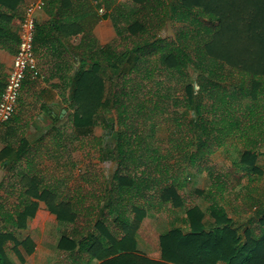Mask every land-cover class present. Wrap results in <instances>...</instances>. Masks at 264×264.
I'll use <instances>...</instances> for the list:
<instances>
[{
	"label": "trees",
	"instance_id": "16d2710c",
	"mask_svg": "<svg viewBox=\"0 0 264 264\" xmlns=\"http://www.w3.org/2000/svg\"><path fill=\"white\" fill-rule=\"evenodd\" d=\"M15 1L0 0V49L10 52L7 43L18 44L10 24L24 14ZM118 1H45L41 11L48 19L36 26L34 49L45 47L61 61L54 46L60 37L81 38L71 54L66 51L70 61L51 69L61 72L54 88L67 94L65 122L53 118L36 149L25 134L33 118L27 110L0 128V264H15L8 252L19 263L33 252L29 237L16 236L39 202L58 224L70 225L56 245L64 264H264V197L244 188L238 200L227 177L209 164L216 151L237 144L239 180L262 175L264 0H128L130 11ZM105 20L115 36L101 45L93 28ZM168 26L171 39L163 36ZM156 71L167 77L159 83L162 91L143 84ZM4 77L0 64V95ZM34 86L27 77L19 102ZM96 126L110 128L119 157L90 137ZM159 127L170 137L158 138ZM75 142L93 156L99 151L100 163H114L112 175L90 162L69 187L50 176L43 159L63 176L61 159ZM204 172L210 184L195 192L211 202L205 211L186 208L185 185ZM168 206L183 209L184 216L159 234V259L152 260L136 251L137 231L149 212Z\"/></svg>",
	"mask_w": 264,
	"mask_h": 264
},
{
	"label": "rangeland",
	"instance_id": "374dc122",
	"mask_svg": "<svg viewBox=\"0 0 264 264\" xmlns=\"http://www.w3.org/2000/svg\"><path fill=\"white\" fill-rule=\"evenodd\" d=\"M123 7H125L127 10H132L134 5L129 3L128 0H119L118 1ZM104 31L111 35L114 34V29H104ZM163 36L167 39H171L170 37L173 36V31L171 27H167L166 30L163 32ZM114 37V36H113ZM111 39H107V42ZM51 63L47 65L48 71L51 70ZM157 67V66H156ZM40 72V71H39ZM44 75V74H43ZM156 77H153L152 79H145L143 84L152 85L153 90H160L163 89L159 85V83H167V77L164 76V74L156 71L155 73ZM40 74V79H41ZM192 78L195 77V75H191ZM35 80V85L29 92L23 93L22 97L20 98V102H18L16 113H18L20 110H27L29 112L28 116H33L32 120L30 121V125H28L27 129H25V134L27 136V140L29 144L31 145L32 149H36V145L34 144L35 140L41 136L43 133L48 131L51 128V120L48 114H45V117L42 120L37 119V115L41 114L43 112H48L47 105L43 102L41 103V100H43V97H47L48 100L51 96V91L49 89L44 90H36L38 89L39 83H41L40 79ZM41 89V88H39ZM114 111L107 114V118L111 120L110 117H114ZM58 116V113H56ZM189 114V113H188ZM43 116V115H42ZM56 116V115H55ZM59 123L63 124L65 122V114L59 118ZM108 124L109 121H107ZM114 128L117 130L116 126L113 125ZM109 128V127H108ZM105 130L101 126H96L92 131V136L96 138H100L102 141V144L104 148L111 149L112 153L119 157V154H117V151L114 146V142L110 133V130ZM110 129V128H109ZM114 131V135H115ZM156 135L158 138H169V132L166 130V127H159L156 130ZM109 145V146H108ZM80 145L78 147V143H74L71 147V153L70 156L64 154L65 156L61 159L62 164V170L64 172L62 176V172L60 174L55 171L52 172L53 164L52 162L43 163L42 165L44 168H47L50 172V176H54L55 178H60L64 180V187L68 186V182L70 183L72 180H77L79 175L84 171L85 167L88 165V163L92 164H99L100 167H102L105 175L107 177L111 176L113 171L115 170V164L114 163H100L99 157L100 153L99 151L93 156V151H90V147H81ZM238 145L235 144L233 147L228 148L225 150H218L214 154L210 156V165L214 167L218 174L225 175L228 179V189L235 192L234 196L237 195L238 200L242 198L243 193L245 189L247 188L250 191L253 189L259 190V196L264 197V150L263 152L258 155V161L257 166L262 170V175L252 174L254 181L248 182L247 178L243 175L242 178L239 180V177L241 175V171L239 169H236L234 166V162L238 158V152H237ZM113 154V155H114ZM92 155V156H91ZM114 155V156H115ZM181 156V154H180ZM179 154L175 153V159L181 160L182 157H180ZM177 157V158H176ZM168 159V158H167ZM169 162V161H168ZM2 173L0 171V179H1ZM74 183V181H73ZM210 184V181L208 179L207 173H203L202 175H198L196 178H191L189 181H187L185 188L183 190V197L185 198V207L190 208L192 206H197L201 211H205L208 207L211 200L204 197V195H199L195 191H205ZM69 187V186H68ZM73 187V184H72ZM233 199V198H232ZM230 198V200L232 201ZM229 200V198H227ZM264 200V199H263ZM43 204L45 208V212L49 213V215L53 216L46 208L44 203L39 202V204ZM38 209V208H37ZM171 209L170 211H168ZM227 212L230 214H233L235 217V222L239 225L241 224L238 218H236L238 215L231 212V208L226 206ZM35 216V215H34ZM50 216V217H51ZM184 216L183 209L175 210L173 208H170L169 206L165 209L160 210V212H156L155 210L152 212H149L146 217L143 219L142 223L139 226V229L137 231V240L138 244L136 242V251L140 253L141 255H144L148 258H152V260L159 259V246H158V236L159 234H162L169 229H171L174 226L179 225V219ZM54 217V216H53ZM35 217L29 218L26 222L29 223V225L23 229L22 231L17 232V240L21 241L24 238L28 237L26 235L32 236L33 238V244H34V250L29 256L24 257V262L27 264H59L55 262L56 259L53 260V255L51 257V251L56 247V244L59 240V238L63 235L64 231V224H58L56 220H53L52 218H48L47 216H43L42 219L39 221V223H46L47 228L45 231H39L38 224L36 225V228L33 230H30L31 226L30 224L33 223V219ZM210 221L208 217L205 218V225L207 228L210 227ZM70 226V225H69ZM25 230V231H24ZM66 234V233H65ZM31 239V238H30ZM144 245H148V248H145ZM37 248V250H36ZM22 251L21 247H18ZM47 257L48 261L45 263L38 262V257L41 255H44ZM149 254V255H148ZM31 256V257H30ZM8 257L15 263V264H23L19 263L18 259L16 258L15 254L12 252H8ZM56 258V257H55ZM93 264H96V262H93Z\"/></svg>",
	"mask_w": 264,
	"mask_h": 264
},
{
	"label": "crops",
	"instance_id": "0c3cea01",
	"mask_svg": "<svg viewBox=\"0 0 264 264\" xmlns=\"http://www.w3.org/2000/svg\"><path fill=\"white\" fill-rule=\"evenodd\" d=\"M11 1L16 2L15 0H11ZM35 1L36 0H19V2H20L19 9L25 11V9L28 7V5L35 2ZM16 5H17V3H16ZM71 18L74 19V16L71 15ZM46 19H48V18L45 16L44 12L39 11L36 15V25L40 24L42 21H44ZM20 20L21 19L13 20L10 24V27H9L11 32H15L16 35L18 32ZM104 29H110V30L113 29L110 21H108V20L102 21L98 25L94 26V28H93V35L101 45L107 43V39H113L114 38L113 36H115V33L113 35H111L108 32L106 33L104 31ZM80 38H81L80 34H77L74 36L69 35L67 37L63 36L62 38L60 37V42H56V44L54 46H55V49L58 50V52L60 54L59 56L61 58V61H63V62L70 61L69 57H66V51H67L68 55H69V53L71 54V50L73 49V47H76L78 45ZM7 45H8L7 48H9L10 46L13 47V52L8 51L7 49H0V64L2 65V73L5 76L4 80L6 79L7 73L10 70V67L12 65V61H13L14 55L16 54L15 51H17L18 44H17V46H14V45L7 43ZM49 49H50V47H49ZM50 51H52V50H50ZM34 54H35L38 69L40 71V74L42 75L41 79L39 78L41 80V83H39L38 89H36V90L49 89L51 91V96L48 100L46 99L47 97H43V100H41V103L43 102L44 104L47 105V109H48L47 111L48 112L47 113L43 112L41 114H38L37 119L42 120L45 117V114H48L50 119H53L57 116L56 113H58L57 117L61 118L64 114H66V111H65L66 106L63 104V97L64 96L66 97L67 94L60 93V92H58L57 89L54 88V86L58 85V83H59L58 75L61 72H58L59 74H57L56 72H53V70L48 71V69H47V65L49 63H51V65L53 66L54 63H57V62L59 63L61 61L54 59V58H51L50 57L51 55L47 53V49L45 47L44 48H41L39 46L36 47L34 49ZM52 66H51V69H52ZM73 66H74L73 67L74 70H72V72L70 71V74H73L75 72L76 68L78 67V62ZM64 70H66V69H64ZM4 84H5V81H4ZM39 88H41V89H39ZM62 110L65 111L64 114H62ZM17 114L18 113H16L15 115H17ZM47 162H52V160L44 158L43 163H47ZM52 164H53V162H52ZM43 216H47L48 218H52L53 220H55V217H53V216L49 215V213L45 212V208H44L43 204L40 203L38 205V209L35 212V216H34L35 218L32 220L33 223L30 224V226H31L30 230H32V229L34 230L36 228V225L39 223V221L42 219ZM28 225H29V223H27L26 227ZM37 226H38L39 231H41V232L45 231L46 232V228H47L46 223H42V224L39 223ZM63 226H64L63 233H68L70 230V227L66 226V225H63ZM20 231H22V230H20ZM26 236L31 238V240L33 241V238H32V236H30V234L26 235ZM135 239L137 240V238H135ZM136 242L138 244V241H136ZM144 246H145V248L149 247L148 245H144ZM36 250H37V248H36ZM52 255H53V260L56 259L55 262H57L59 264H64L63 256L59 255L56 252V247L53 249V251H51V257H52ZM155 260H157V259H155ZM47 261H48V259L45 256V254L38 257V262H40V263H45ZM23 264H27V262L23 263Z\"/></svg>",
	"mask_w": 264,
	"mask_h": 264
},
{
	"label": "built area",
	"instance_id": "2783aa9c",
	"mask_svg": "<svg viewBox=\"0 0 264 264\" xmlns=\"http://www.w3.org/2000/svg\"><path fill=\"white\" fill-rule=\"evenodd\" d=\"M45 1L36 0L29 4L20 20L17 32V51L0 96V128L15 116L21 87L25 79L30 77L36 80L40 77L34 54V40L37 26L36 15L42 10ZM98 13L103 14L104 9L100 8Z\"/></svg>",
	"mask_w": 264,
	"mask_h": 264
},
{
	"label": "water",
	"instance_id": "95a60500",
	"mask_svg": "<svg viewBox=\"0 0 264 264\" xmlns=\"http://www.w3.org/2000/svg\"><path fill=\"white\" fill-rule=\"evenodd\" d=\"M65 113V111L64 110H62V114H64Z\"/></svg>",
	"mask_w": 264,
	"mask_h": 264
}]
</instances>
